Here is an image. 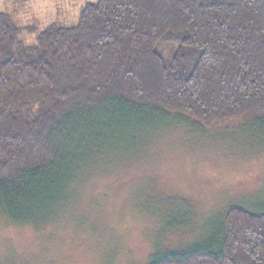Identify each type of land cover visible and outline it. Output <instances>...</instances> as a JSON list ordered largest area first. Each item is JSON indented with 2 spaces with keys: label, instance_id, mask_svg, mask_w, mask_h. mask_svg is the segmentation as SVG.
<instances>
[{
  "label": "trees",
  "instance_id": "1",
  "mask_svg": "<svg viewBox=\"0 0 264 264\" xmlns=\"http://www.w3.org/2000/svg\"><path fill=\"white\" fill-rule=\"evenodd\" d=\"M20 35L0 13V211L14 223L49 216L90 145L156 114L264 130V0H97L35 44ZM161 255L151 264H264V213L234 208L217 239Z\"/></svg>",
  "mask_w": 264,
  "mask_h": 264
},
{
  "label": "rangeland",
  "instance_id": "2",
  "mask_svg": "<svg viewBox=\"0 0 264 264\" xmlns=\"http://www.w3.org/2000/svg\"><path fill=\"white\" fill-rule=\"evenodd\" d=\"M95 2L0 0V13L32 45ZM139 130L90 145L64 200L37 224L0 211V264H151L217 239L234 208L264 213L260 126L236 118L201 127L173 113Z\"/></svg>",
  "mask_w": 264,
  "mask_h": 264
}]
</instances>
